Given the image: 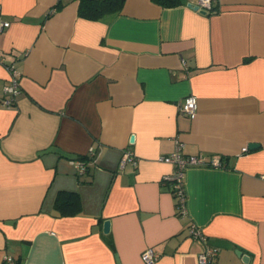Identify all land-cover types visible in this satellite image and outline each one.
<instances>
[{
    "label": "crops",
    "instance_id": "crops-1",
    "mask_svg": "<svg viewBox=\"0 0 264 264\" xmlns=\"http://www.w3.org/2000/svg\"><path fill=\"white\" fill-rule=\"evenodd\" d=\"M195 1L88 19L77 0H0V101L5 64L20 72L0 102V264H145L148 247L151 264H199L190 224L219 249L209 264H245L238 249L264 264V0ZM189 94L193 118L178 110ZM176 141L221 161L185 168L184 216L158 160ZM62 192L78 212L55 207Z\"/></svg>",
    "mask_w": 264,
    "mask_h": 264
},
{
    "label": "built area",
    "instance_id": "built-area-1",
    "mask_svg": "<svg viewBox=\"0 0 264 264\" xmlns=\"http://www.w3.org/2000/svg\"><path fill=\"white\" fill-rule=\"evenodd\" d=\"M215 0H196L195 4L198 5L200 10L205 13L212 12L213 2ZM9 25L8 21H0V31ZM5 67L8 71V81L3 86V97L1 99V104L5 107H11L16 95L19 93V75L20 72L16 68L14 63H7ZM182 67L187 68V64L184 59H182ZM178 110L180 113L193 118L197 112V99L193 94H189L184 98V101L178 105ZM182 143L176 141L175 149L166 155H161L158 157L159 161L170 163L173 166V172L171 174L165 175L163 177V183L169 181L171 183L170 190L172 194L177 199L178 213L180 216L186 214L185 209V191H184V171L189 165H208V166H220V157L213 155L206 157L202 154H183L182 153ZM248 151V147L244 146L241 148V152L245 153ZM89 154H92V149L89 150ZM76 163L78 171L84 172L86 170V163L82 160H73ZM127 163L133 165L136 164V158L132 151L129 149L125 150L119 165L124 167ZM189 236L193 239L201 240L204 244L202 250L197 255V260L199 264H209L212 262L214 257L218 255L219 249L217 247H212L207 244V237L201 230V228L195 224H190ZM142 260L145 264L153 263L158 255L153 251L152 248H146L141 254ZM3 264H16L15 259L5 254L3 257Z\"/></svg>",
    "mask_w": 264,
    "mask_h": 264
},
{
    "label": "trees",
    "instance_id": "trees-1",
    "mask_svg": "<svg viewBox=\"0 0 264 264\" xmlns=\"http://www.w3.org/2000/svg\"><path fill=\"white\" fill-rule=\"evenodd\" d=\"M78 14L88 19H99L105 15L114 14L122 10L125 0H77ZM162 6H175L183 0H153ZM214 9V7H213ZM84 159V156L83 158ZM84 161V160H82ZM55 207L62 213L74 214L79 210L77 195L71 193H59Z\"/></svg>",
    "mask_w": 264,
    "mask_h": 264
},
{
    "label": "water",
    "instance_id": "water-1",
    "mask_svg": "<svg viewBox=\"0 0 264 264\" xmlns=\"http://www.w3.org/2000/svg\"><path fill=\"white\" fill-rule=\"evenodd\" d=\"M187 6L190 7L191 9H193V10H198V11L204 13L203 10H200V9H199V7H198L197 4H194V3H192V2H187ZM133 141H134V136H131V137H130V142L132 143ZM257 146H258V145H256L255 143H250L249 148H250V149H254V148H256ZM109 228H110V222H109L108 219H106V220H104V222H103V231H104L105 233H107V232L109 231ZM236 254L241 258V260H242L243 263H245V264H248V263H249V258H250V257H249L248 254L243 253V251L240 250V249L236 250Z\"/></svg>",
    "mask_w": 264,
    "mask_h": 264
}]
</instances>
